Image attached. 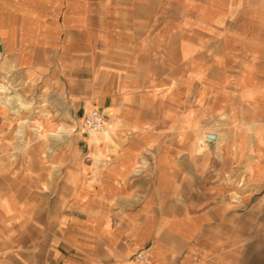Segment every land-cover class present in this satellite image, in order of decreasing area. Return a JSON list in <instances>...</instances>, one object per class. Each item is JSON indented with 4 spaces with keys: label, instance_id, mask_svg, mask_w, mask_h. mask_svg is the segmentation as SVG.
<instances>
[{
    "label": "crops",
    "instance_id": "crops-1",
    "mask_svg": "<svg viewBox=\"0 0 264 264\" xmlns=\"http://www.w3.org/2000/svg\"><path fill=\"white\" fill-rule=\"evenodd\" d=\"M0 58L118 129L97 170L64 171L81 214L60 222L54 264L227 262L221 229L264 193V0H0Z\"/></svg>",
    "mask_w": 264,
    "mask_h": 264
},
{
    "label": "rangeland",
    "instance_id": "rangeland-1",
    "mask_svg": "<svg viewBox=\"0 0 264 264\" xmlns=\"http://www.w3.org/2000/svg\"><path fill=\"white\" fill-rule=\"evenodd\" d=\"M0 84L13 92L8 96L17 92L30 106L13 113L11 108L0 104V110L11 113L12 118L8 140L4 133L0 134V264H54L52 253L60 222L79 218L81 214L68 209L71 198L62 190L64 171L77 166L79 160H86L88 170H97L91 158L100 159L118 129L108 120L109 138L101 135L102 142L93 144L90 135L83 134L81 128L86 115L94 109L89 108L86 113L74 99L68 102L64 86L35 89V83L26 82L2 65ZM61 128L76 131L63 140L58 137L64 135ZM36 130L41 133L37 135ZM224 182L230 186L231 197L236 196L239 181L229 178ZM247 183L245 180L241 186L248 193ZM248 196L249 204L231 212L229 227L221 229L224 231L220 234L230 244L225 264H264V193ZM233 201L243 203V198L239 195ZM242 220L245 225L238 222ZM218 245L223 247L222 243ZM206 257L202 262H206Z\"/></svg>",
    "mask_w": 264,
    "mask_h": 264
},
{
    "label": "bare ground",
    "instance_id": "bare-ground-1",
    "mask_svg": "<svg viewBox=\"0 0 264 264\" xmlns=\"http://www.w3.org/2000/svg\"><path fill=\"white\" fill-rule=\"evenodd\" d=\"M13 92L10 90V88L0 84V104L4 107H9L11 108V111L13 113H17L18 109H28L30 106L24 102L22 97L16 92L14 96L10 97L7 94H12ZM23 129V128H22ZM22 129L20 130V133L22 132ZM40 129V128H39ZM60 129V128H59ZM41 130V129H40ZM75 129H66V128H61V132L64 134L63 136H58L61 139H66L68 137H72L73 134L75 133ZM50 132V131H49ZM41 131L36 130V134L39 135ZM214 132H207L204 136V141L206 142V139L208 138V135L212 134ZM107 131L104 130L101 133H96L92 132L90 133V140H92L93 144H97L98 142L101 141L100 136L103 135L104 138H109L107 136ZM23 134H21L22 136ZM202 135V134H201ZM54 136V135H53ZM57 136V135H56ZM102 142V141H101ZM201 142V141H200ZM200 144V143H199ZM207 144V142L205 143ZM209 145V144H208ZM96 146V145H95ZM203 147V146H202ZM209 149V148H208ZM202 150V149H200ZM52 151V150H51ZM139 172V171H137ZM239 198V195L237 194L236 196L232 197L233 200H237Z\"/></svg>",
    "mask_w": 264,
    "mask_h": 264
},
{
    "label": "built area",
    "instance_id": "built-area-1",
    "mask_svg": "<svg viewBox=\"0 0 264 264\" xmlns=\"http://www.w3.org/2000/svg\"><path fill=\"white\" fill-rule=\"evenodd\" d=\"M107 129V117L106 114L100 110H93L89 112L84 120L83 126L81 128L82 133L89 135L92 132H102ZM219 139L217 133H212L208 135L206 139L207 144H215ZM1 156V153H0ZM137 262L140 264H145L147 257L143 253H139L136 257Z\"/></svg>",
    "mask_w": 264,
    "mask_h": 264
}]
</instances>
